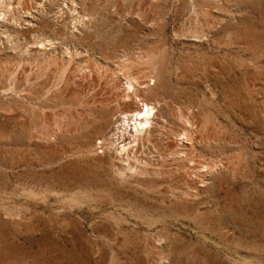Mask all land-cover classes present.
<instances>
[{
    "label": "rangeland",
    "instance_id": "374dc122",
    "mask_svg": "<svg viewBox=\"0 0 264 264\" xmlns=\"http://www.w3.org/2000/svg\"><path fill=\"white\" fill-rule=\"evenodd\" d=\"M0 264H264V0H0Z\"/></svg>",
    "mask_w": 264,
    "mask_h": 264
},
{
    "label": "bare ground",
    "instance_id": "6f19581e",
    "mask_svg": "<svg viewBox=\"0 0 264 264\" xmlns=\"http://www.w3.org/2000/svg\"><path fill=\"white\" fill-rule=\"evenodd\" d=\"M128 85H129V87H133V85H131L130 83H128ZM133 88H135V87H133ZM132 88V89H133ZM138 88V87H137ZM138 90V89H137ZM137 90H133V92L135 93ZM144 90V89H143ZM138 92V91H137ZM136 92V93H137ZM146 92V91H145ZM134 93H133V95H134ZM138 94V93H137ZM127 95V94H126ZM129 97H127V98H130L131 96L130 95H128ZM135 96V95H134ZM137 96V95H136ZM141 96V95H140ZM145 96V95H144ZM141 98H143V97H141ZM141 98H140V100H141ZM145 99V98H144ZM123 101V100H122ZM124 101H126V100H124ZM135 101V100H134ZM141 101H143V102H141V106L140 107H138L137 105L136 106H132L133 107V109H132V111L130 112V113H124L123 114V119H124V121H126L127 123L129 122V121H131L134 125H139V126H142L143 124H148V122H149V115L151 114V111L154 109V107H153V105H149L148 103H146L144 100H141ZM156 101V100H155ZM157 103V102H156ZM127 106V105H126ZM123 107V106H122ZM121 109V108H120ZM108 111V110H107ZM153 112V111H152ZM151 116V115H150ZM150 119H151V117H150ZM154 121V120H153ZM153 121H152V124H153ZM150 123V122H149ZM146 124V125H147ZM149 125V124H148ZM151 126V125H150ZM147 127V126H146ZM150 128V127H149ZM165 130V129H164ZM187 130V129H186ZM184 132V131H183ZM193 133V132H192ZM163 135V134H162ZM180 137V136H179ZM148 138V137H147ZM159 138V137H158ZM186 138V137H185ZM147 141H149V140H147ZM188 141V140H187ZM150 144H151V142H150ZM128 146V145H127ZM95 147H96V149H100V150H103L105 147H106V144H105V142L103 141V140H99V142L95 145ZM165 147V146H164ZM126 148H128V147H126ZM125 147H124V144L122 145V150L124 149H126ZM168 149H169V147H168ZM160 150H163V148H161ZM159 150V151H160ZM173 150H176L175 148L173 149ZM158 151V152H159ZM173 152V151H172ZM175 152V151H174ZM171 154V153H170ZM174 154H176V153H174ZM179 156V155H178ZM160 157V156H159ZM162 157V156H161ZM166 158H168V157H166ZM167 161V160H166ZM123 163V162H122ZM167 163V162H166ZM165 164V163H164ZM163 164V165H164ZM216 165V164H215ZM173 166V165H172ZM179 166V165H178ZM133 167V166H132ZM180 167V166H179ZM133 171V170H132Z\"/></svg>",
    "mask_w": 264,
    "mask_h": 264
}]
</instances>
